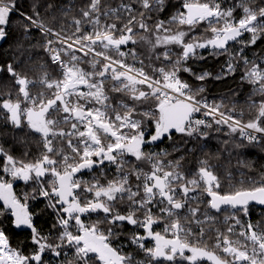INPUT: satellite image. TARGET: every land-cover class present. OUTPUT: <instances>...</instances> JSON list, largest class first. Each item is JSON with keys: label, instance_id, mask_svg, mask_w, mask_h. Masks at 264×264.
I'll use <instances>...</instances> for the list:
<instances>
[{"label": "snow or ice", "instance_id": "6c2138e0", "mask_svg": "<svg viewBox=\"0 0 264 264\" xmlns=\"http://www.w3.org/2000/svg\"><path fill=\"white\" fill-rule=\"evenodd\" d=\"M173 8L167 19L151 16ZM16 11L15 0H0V41ZM33 11L19 13L28 22L21 27L40 33L43 43L33 47L42 48L60 74L44 62L39 77L30 78L22 66L33 61L21 59L23 52L0 62V78L12 85L0 93V128L26 130L41 146L31 159L0 145V264H264V172L222 191L211 162L220 150L206 151V129L213 125L218 132L227 127L226 136L239 134L235 148L244 141L264 145V59L245 53L264 44V0L227 6L222 0H84L70 7L51 0ZM58 11L71 16L59 29L52 23ZM201 26L211 35H193ZM231 43L242 47L230 51ZM130 45L147 46L148 56ZM202 50L228 57L220 74L198 73L189 64L206 58ZM241 68V81L262 97L249 105L255 114L247 121L234 107L225 111L223 101L209 102L202 83L182 76L219 80ZM165 140L171 152L146 150ZM190 140L205 143L197 149L188 147ZM229 143L222 141V151L229 152ZM196 151L204 158L186 167ZM85 172L92 178L83 179ZM17 182L30 189L22 198ZM33 201L44 208L34 212ZM253 205L262 213L255 222ZM45 213L47 232L37 227ZM9 229L26 233L25 241L14 247Z\"/></svg>", "mask_w": 264, "mask_h": 264}, {"label": "trees", "instance_id": "16d2710c", "mask_svg": "<svg viewBox=\"0 0 264 264\" xmlns=\"http://www.w3.org/2000/svg\"><path fill=\"white\" fill-rule=\"evenodd\" d=\"M51 0H15L17 13L20 12L26 13L28 15H34L33 5H46ZM57 3H61L64 7H70L73 4L80 5L84 2V0H55ZM173 4L177 2V0H171ZM222 2L227 6L228 4L234 3L235 0H222ZM41 17L50 20V11L46 9L45 6H40L38 8ZM176 9H170L166 14L153 12L151 16L153 20L157 18H165L170 17ZM236 15L242 14V10L237 9ZM57 19L52 21L53 26L59 29L60 23H70L71 16L64 17L58 11L56 13ZM72 15H79L78 11H73ZM28 23L24 21L22 17L17 15L16 13L12 14L10 24H9V35L8 37L0 41V62L2 61H12L13 56H19L20 52H23V57L21 59L27 60L29 57L32 58V63L24 64L23 70L28 74L30 78H38L40 72L38 71L40 64L47 62L48 71L52 73L54 76H58L59 69L56 65H52L50 59L47 56V53L43 51L40 47H33L38 43H43V39L40 33L36 29H31L30 33L26 34L21 27L22 24ZM151 23V21H150ZM175 28V26H173ZM206 34L211 35V33H204V26H201L196 29V32L193 35ZM249 34H245L242 39H248ZM129 47H137L141 54L142 58L148 56L147 46L136 45ZM242 47L240 44L231 43L230 51H237ZM175 51H179V49H175ZM157 51H163L162 49H157ZM203 55L206 57L205 59H195L190 60L189 64L193 67L196 72L208 71L213 74V76L220 74L222 72V68L225 65L228 57L226 55H221L219 57H214L208 55V50H202ZM245 53L248 56L249 60H255L257 57L264 59V44L258 43V45L252 46L251 48H246ZM129 63H132L129 60ZM145 63L147 64V59H145ZM153 63H159L155 61L153 57ZM166 63V62H165ZM139 67L140 65L137 63L136 65ZM86 70L91 71L92 69L88 64H83ZM151 71V69H149ZM243 69L237 71L234 75H225L223 79H213L209 77L207 80L200 82L195 81L192 77H190L187 73H182L184 79L188 80L193 84H203L205 87V92L202 94L207 98L210 102H221L223 101L225 108L227 111L229 108H235V112L233 113L236 116H240L243 114V120L247 121L250 119L255 113L254 110L249 107V105L255 101L259 103L261 100V96L254 93L253 86L248 84L247 82L241 81L240 76L242 75ZM12 85L9 81L0 78V93H6L11 89ZM38 91V88H34L33 92ZM251 98V99H250ZM216 125H213L211 130H207L210 133V138L206 142L208 151L210 154L217 153L220 150V158L216 160L212 159V163L216 165L217 173L219 174L222 182V191H229L232 187L241 186V182L249 181L250 179H258L261 172H264V145L257 144L255 146L249 145L247 142H243L244 146L241 148H235L233 142H240L239 134H233L226 136L224 133L228 131L227 127H224L221 131H216ZM0 133H3L0 136V145L4 146L6 150L10 151L17 158H31L35 159L39 155L40 145L32 139L31 135H28L26 130L21 132L20 130H13L11 128H0ZM175 138V137H174ZM188 139V138H185ZM228 140L230 143L228 145L229 152H224L222 149L225 147L222 144V141ZM23 141V142H21ZM205 141H200L199 144L195 140H190L188 147L195 146L197 149L200 144H204ZM170 142L165 140L163 143H159L153 147H147L146 150H151L153 152H159L161 149H167L171 152V148L169 147ZM30 153V157H24V153ZM181 153H173L167 159H173L175 156H179ZM204 158V153L196 151L195 153H189L186 157L187 163L186 167L195 168L196 162L195 157ZM250 165V167H249ZM142 167L147 168L148 165H142ZM111 171L114 172V169ZM245 186H247L245 184ZM28 190L22 182H17L14 185L15 193L23 197V193ZM32 210L34 212H38L44 208V202H39L37 206V202H31ZM261 210L258 206H252L251 219L253 222L261 219ZM50 213H45L41 217L37 219V227L41 228L43 231H48V225L44 223L45 220L49 219ZM7 224V222H5ZM162 226V225H160ZM160 226H157L156 230H161ZM9 238L14 247L21 244V242L25 241L26 233L13 231L11 229L8 230ZM122 241H126V237H121ZM115 242V241H114ZM149 246L151 245V241L147 242ZM128 250V249H126ZM27 251V248L25 249ZM46 259H52L51 255L48 254ZM138 259H144L142 253L138 255ZM207 264V262H204Z\"/></svg>", "mask_w": 264, "mask_h": 264}, {"label": "flooded vegetation", "instance_id": "af4514ba", "mask_svg": "<svg viewBox=\"0 0 264 264\" xmlns=\"http://www.w3.org/2000/svg\"><path fill=\"white\" fill-rule=\"evenodd\" d=\"M82 177H83V179H86V180L92 178V177H91V174H89V173H87V172L83 173V174H82ZM94 218H95V217H92V219H94ZM85 220H86V222H87L88 218L86 217ZM162 227H163V226H160V229H161V230H162Z\"/></svg>", "mask_w": 264, "mask_h": 264}, {"label": "water", "instance_id": "95a60500", "mask_svg": "<svg viewBox=\"0 0 264 264\" xmlns=\"http://www.w3.org/2000/svg\"><path fill=\"white\" fill-rule=\"evenodd\" d=\"M157 144H159V142H158ZM157 144H156V145H157ZM153 146H155V145H151V146H148V147H153ZM254 206H256V205H254ZM258 207H259V206H258Z\"/></svg>", "mask_w": 264, "mask_h": 264}, {"label": "built area", "instance_id": "2783aa9c", "mask_svg": "<svg viewBox=\"0 0 264 264\" xmlns=\"http://www.w3.org/2000/svg\"><path fill=\"white\" fill-rule=\"evenodd\" d=\"M15 13V12H14ZM17 13V12H16ZM19 15V14H18ZM20 16V15H19ZM21 17V16H20ZM210 102V101H209ZM208 129H206V131H207ZM245 142H247V141H245Z\"/></svg>", "mask_w": 264, "mask_h": 264}, {"label": "bare ground", "instance_id": "6f19581e", "mask_svg": "<svg viewBox=\"0 0 264 264\" xmlns=\"http://www.w3.org/2000/svg\"><path fill=\"white\" fill-rule=\"evenodd\" d=\"M16 13V12H15ZM18 15V13H16Z\"/></svg>", "mask_w": 264, "mask_h": 264}]
</instances>
